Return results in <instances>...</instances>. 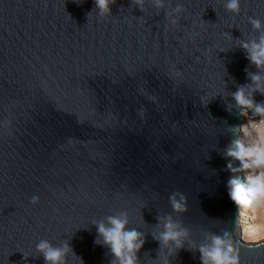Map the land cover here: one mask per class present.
Wrapping results in <instances>:
<instances>
[{"label": "water", "instance_id": "95a60500", "mask_svg": "<svg viewBox=\"0 0 264 264\" xmlns=\"http://www.w3.org/2000/svg\"><path fill=\"white\" fill-rule=\"evenodd\" d=\"M226 2L116 0L100 17L94 0H0V264H44L41 239L109 264L93 224L123 211L145 234L141 264L168 259L153 239L168 215L190 232L171 264H201L188 243L225 230L240 264H264V239L239 232L227 181L245 173L225 154L245 121L226 105L256 71L239 43L262 34L248 18L264 22V0H241L239 15ZM177 191L183 214L169 203Z\"/></svg>", "mask_w": 264, "mask_h": 264}, {"label": "clouds", "instance_id": "9594fccd", "mask_svg": "<svg viewBox=\"0 0 264 264\" xmlns=\"http://www.w3.org/2000/svg\"><path fill=\"white\" fill-rule=\"evenodd\" d=\"M115 2L116 0H94L99 16L110 15V5ZM131 3L141 11L144 10V0H131ZM154 3L157 9L165 8V0H154ZM224 7L228 12L239 15L241 0H227ZM182 11L183 6L180 4L173 9L176 14ZM166 18H169V13H166ZM248 19L253 29L262 34L257 39L240 40L239 47L256 71L245 68L250 83L239 85L237 90L231 93L234 103L226 105L228 111L230 107L235 109L247 123L230 127L241 138L232 140L225 154L240 162L239 168H234L229 163L228 170L233 173H245L243 180L237 177L229 178L228 195L237 206L238 214L248 211L255 219L258 212L264 211V101L255 100L256 94L264 96V22L253 17ZM171 23L176 25L177 19H172ZM5 124L10 127L11 121H5ZM30 203L38 204L39 197L33 196ZM169 203L175 213L183 214L188 211L186 197L178 191L169 197ZM129 224L126 211L107 216L93 224L97 229L94 243L108 249L111 255L109 264H141L138 253L145 244V234L136 228H129ZM160 224L163 225L162 230L153 235V239L159 243L158 259L160 251L168 249L170 255L165 264H171L170 258L185 248L190 232L181 221L174 220L172 215L158 216L157 225ZM205 241L198 245L188 243L187 247L189 251L199 252L201 264H240L239 242L233 239L230 231L210 233L205 237ZM35 248L37 257H42L44 264H69L70 256L77 258L79 264H83V260L76 256L69 242L57 246L41 239Z\"/></svg>", "mask_w": 264, "mask_h": 264}, {"label": "rangeland", "instance_id": "374dc122", "mask_svg": "<svg viewBox=\"0 0 264 264\" xmlns=\"http://www.w3.org/2000/svg\"><path fill=\"white\" fill-rule=\"evenodd\" d=\"M243 123H247V120ZM241 215L243 217H241ZM239 217L242 218L240 219L239 232L243 240L246 242H255L264 239V211L258 212L255 219L252 218V214L248 211H244L242 214H239ZM259 230L263 232L261 236L259 234Z\"/></svg>", "mask_w": 264, "mask_h": 264}, {"label": "bare ground", "instance_id": "6f19581e", "mask_svg": "<svg viewBox=\"0 0 264 264\" xmlns=\"http://www.w3.org/2000/svg\"><path fill=\"white\" fill-rule=\"evenodd\" d=\"M241 217H243V216L241 215ZM241 217H240V219H242ZM251 232H252V231H251ZM256 234H257V232H256ZM259 234H260V236H261V235L263 234V232H262L261 230H259ZM256 239H257V238H256Z\"/></svg>", "mask_w": 264, "mask_h": 264}]
</instances>
